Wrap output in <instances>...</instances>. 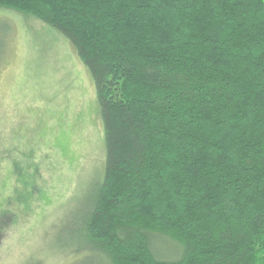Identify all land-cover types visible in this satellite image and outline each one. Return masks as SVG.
I'll return each instance as SVG.
<instances>
[{
	"label": "trees",
	"instance_id": "obj_1",
	"mask_svg": "<svg viewBox=\"0 0 264 264\" xmlns=\"http://www.w3.org/2000/svg\"><path fill=\"white\" fill-rule=\"evenodd\" d=\"M0 11L57 31L91 75L104 158L78 223L89 250L107 264H264V0ZM10 31L0 20V63Z\"/></svg>",
	"mask_w": 264,
	"mask_h": 264
},
{
	"label": "rangeland",
	"instance_id": "obj_2",
	"mask_svg": "<svg viewBox=\"0 0 264 264\" xmlns=\"http://www.w3.org/2000/svg\"><path fill=\"white\" fill-rule=\"evenodd\" d=\"M0 20L11 27L0 63V149L17 146L0 166V264H107L78 232L104 158L91 75L51 27L7 11Z\"/></svg>",
	"mask_w": 264,
	"mask_h": 264
}]
</instances>
